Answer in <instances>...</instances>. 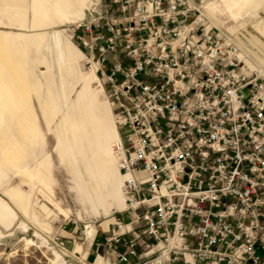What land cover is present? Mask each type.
Returning a JSON list of instances; mask_svg holds the SVG:
<instances>
[{
  "label": "built area",
  "instance_id": "obj_1",
  "mask_svg": "<svg viewBox=\"0 0 264 264\" xmlns=\"http://www.w3.org/2000/svg\"><path fill=\"white\" fill-rule=\"evenodd\" d=\"M74 37L119 131L117 261L145 244L167 264H264V68L199 0H96Z\"/></svg>",
  "mask_w": 264,
  "mask_h": 264
},
{
  "label": "rangeland",
  "instance_id": "obj_2",
  "mask_svg": "<svg viewBox=\"0 0 264 264\" xmlns=\"http://www.w3.org/2000/svg\"><path fill=\"white\" fill-rule=\"evenodd\" d=\"M89 1L34 0L32 5V0H0V37L10 39L0 48V264H94L86 257L87 226L102 228L111 217L124 225L131 222L125 209L110 204L122 205L115 196L118 166L116 172L110 167L111 158H116L114 110L95 75L83 66L74 37L79 17L65 22L58 14L63 8L79 15V8L88 7ZM199 1L208 4L213 16L227 17L221 0ZM261 1L225 3L237 14ZM208 18L211 23L209 13ZM35 19L40 24L35 26ZM262 20L256 16L244 26L233 20L214 26L231 34L264 68L257 57L264 46L260 49L243 36L255 34L264 44ZM232 24L235 29L229 28ZM2 61L13 62L9 65L15 76H4L8 71ZM14 88L18 103H12ZM27 105L34 115L31 125L19 119ZM31 126L37 129L35 134ZM98 159L107 168L106 180L97 170ZM114 228L118 230L117 223L109 222L106 234L112 236ZM82 242L85 251L81 245L73 251L72 245ZM122 243L114 244L121 249ZM138 252L134 263L167 264L156 247L142 244ZM115 261L110 264H122Z\"/></svg>",
  "mask_w": 264,
  "mask_h": 264
},
{
  "label": "crops",
  "instance_id": "obj_3",
  "mask_svg": "<svg viewBox=\"0 0 264 264\" xmlns=\"http://www.w3.org/2000/svg\"><path fill=\"white\" fill-rule=\"evenodd\" d=\"M20 1L25 2V0H20ZM94 2H96V0H90L88 2V6ZM210 4H213V2H211ZM32 5H34V0H32ZM86 8L87 7H84V4H83V6L81 8H79V12H80L79 15L76 14L75 10H72L71 13H68V11L66 9H63V8H61L58 11V14L60 15V18L62 21H65V22L73 21L74 22L75 19L79 17V19L76 21V22H78L81 20L83 14H84V10ZM205 8H206L207 13H209L211 20L216 25L225 24L228 22V20H233L234 22H238L239 26H244L250 19H252L256 16H261V17H263V20H264V0L261 1V3H259V5H255L253 7L249 6V7L242 8L241 12H240V10H238L237 14L235 13L236 11L232 7H229L228 4L226 5L225 0H221L222 13H227V17H223L224 15H222V17H221L220 14H219L220 16L219 15L213 16L210 13V9H208L207 3L205 5ZM32 9L34 12L35 9L34 8H32ZM1 10L3 11V9H1ZM40 22L41 21L39 19H35V26L40 24ZM229 28L235 29L236 25L232 24L231 27H229ZM258 28H260V27L258 26ZM261 31H263V33H264V30H261ZM243 36L247 40L249 39L250 41H252V44H254V45L258 44L260 46V49H262V47L264 46V44H262L263 42L255 34H252V35L250 34V36H248L247 34H243ZM6 39H8V38L0 37V48H5V44H6L5 40ZM8 40H10V39H8ZM244 42H245V40L242 39L241 44L242 43L245 44ZM80 52H81V58L83 60V54H82L81 49H80ZM259 52L260 53L257 55L258 60L264 65V52H262L260 50H259ZM82 63H83V61H82ZM114 125H115L116 131H117V137H116V139H117L119 137V131H118L115 119H114ZM36 136H38V133ZM110 167L113 168V170L116 172L115 168L117 167V157L115 159L111 158ZM119 175L120 176L118 177V180L122 184L123 178L121 176V173ZM115 196H117L116 198H118L119 202L122 205H120L117 201H110V204H112L113 207L115 206V207L119 208L120 210H123L124 206H125V201L122 199V197L119 195V193L115 194ZM110 212H112V211H110ZM129 218H131L130 214H129ZM109 222H115L116 223L117 221H116L115 217H111V218H108L102 222V224H101L102 228L95 229V228H92L90 226H87V230H85V233L88 235L86 242H88V244H89V248L86 251L87 252L86 257L88 260L91 259L94 264H110L116 260L114 250H111L110 248H108V245L110 246V244H112L108 241V238L110 236L108 234H106L108 231L107 225ZM128 224L129 223L125 224V226H127ZM129 228L130 227H127L126 229H129ZM132 236H129V237H132ZM84 244H85V242L84 243L82 242L81 244L76 243V245L75 244L72 245L71 248L74 251L75 248L77 247V245H79V246L81 245V248L84 249V251H85V248L83 247ZM120 246H121V250L125 249V246L123 244H121ZM133 260H135V258L132 259V262H133Z\"/></svg>",
  "mask_w": 264,
  "mask_h": 264
},
{
  "label": "bare ground",
  "instance_id": "obj_4",
  "mask_svg": "<svg viewBox=\"0 0 264 264\" xmlns=\"http://www.w3.org/2000/svg\"><path fill=\"white\" fill-rule=\"evenodd\" d=\"M204 8H205V6H204ZM206 9V8H205ZM206 13H207V11H206ZM207 15H208V13H207ZM210 17V16H209ZM211 19V18H210ZM211 24L214 26V25H216L212 20H211ZM5 51H6V49H5ZM82 51V50H81ZM82 54H83V59H84V53H83V51H82ZM7 58V57H6ZM6 61V60H5ZM7 61H10L9 59L7 60ZM83 61V60H82ZM2 62H4V61H2ZM5 63V65H3L4 67H6L5 69L8 71H6V70H4V71H6L5 73V77H10V76H15L16 75V71H13V70H15V69H13L12 70V68H14L13 66H12V68H10L11 67V65H9L10 63H13V62H10V63H8V62H4ZM2 64V63H1ZM15 64V63H14ZM14 64H12V65H14ZM83 65H84V63H83ZM2 66V67H3ZM87 71H88V73H92V74H94L95 75V81L97 80V77H96V74H95V72H94V70L93 69H87ZM88 77H89V75H88ZM89 84H90V81H89ZM98 87V86H97ZM98 88H100V87H98ZM101 90H102V88H101ZM11 92V91H10ZM102 92H103V90H102ZM12 103L14 102L13 100H15V102L16 103H18L19 102V98H17L16 97V88H14V91H13V94H12ZM2 102V101H1ZM31 106L30 105H27V106H25V110H26V112H24L23 114H21V116L19 115V119H20V121L21 122H24V123H27V124H29V125H31V124H33L34 123V115H33V113H32V109L30 108ZM116 121V120H115ZM32 127V131H33V133L35 134L36 133V131H37V129L35 130V128L33 127V126H31ZM30 128V127H29ZM118 140V138L115 140V142ZM115 142H114V144H115ZM113 148H114V146H113ZM115 151V150H114ZM116 154V153H115ZM117 157V156H116ZM117 170H118V175L120 174V170H119V165H118V159H117ZM96 167H97V170H98V172L100 173V175H101V177L103 178V180H106L107 179V177H108V175L106 174V171H105V169H107L106 167H104L103 166V162H102V160H97L96 161ZM111 173V172H110ZM111 178H114L113 180H115V178H116V176H114L113 174H111V176H110ZM122 189V190H121ZM115 190H116V193L118 194L119 193V195L122 197L123 196V198H124V201H125V196H124V193H123V182H122V184L118 181L117 182V185H116V187H115ZM121 190V191H120ZM126 201H125V207H124V209H126ZM123 209V210H124ZM118 222V221H117ZM116 222V223H117ZM132 226V224H128L127 226H125V225H123L122 224V228H121V232L123 231V230H125L127 227H131ZM160 246H162V244H160L159 245V247ZM159 264V263H158Z\"/></svg>",
  "mask_w": 264,
  "mask_h": 264
}]
</instances>
